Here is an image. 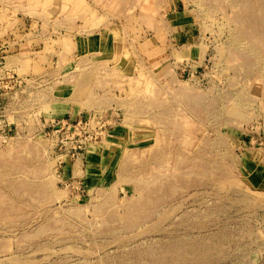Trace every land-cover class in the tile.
<instances>
[{
	"label": "rangeland",
	"instance_id": "1",
	"mask_svg": "<svg viewBox=\"0 0 264 264\" xmlns=\"http://www.w3.org/2000/svg\"><path fill=\"white\" fill-rule=\"evenodd\" d=\"M0 264H264V0H0Z\"/></svg>",
	"mask_w": 264,
	"mask_h": 264
}]
</instances>
